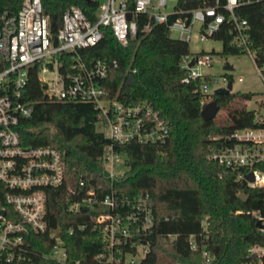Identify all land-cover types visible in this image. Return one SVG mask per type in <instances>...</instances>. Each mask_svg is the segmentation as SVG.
Masks as SVG:
<instances>
[{
	"label": "built area",
	"instance_id": "2783aa9c",
	"mask_svg": "<svg viewBox=\"0 0 264 264\" xmlns=\"http://www.w3.org/2000/svg\"><path fill=\"white\" fill-rule=\"evenodd\" d=\"M260 2L264 0H212L211 4L203 1L190 10L177 7L176 3L172 12H165L162 9L167 0H134L132 10L127 0H104L99 4L96 21L80 7L70 6L63 12L61 26L53 35L41 0H22L16 8L9 0H0V264H35L37 259L58 264H141L151 246L154 218L149 193L124 198L114 191L100 194L102 186L92 185L69 205V210L91 211L90 227L98 234L100 249L89 256L70 258L57 229L50 231L48 241H41V246L49 248L48 253L40 254L31 248L28 237L48 231V191L64 185L65 161L64 154L53 146L22 142L21 123L31 116L36 102L28 93L30 77L36 73L44 100L83 102L95 107L97 130L109 141L100 156L102 172L107 171L108 178L113 179L124 173H116V167L125 166V157L116 146L163 144L170 136L171 125L147 101L131 103L110 95L105 81L116 60L106 57L86 60L78 50L100 41L101 26L110 27L117 42L126 46L137 32L135 15L147 13L155 22L165 23L169 33L177 31V39L188 42L196 21L201 23L200 40L210 38L221 24H229L236 46L254 60L256 51L249 39L248 23L237 17L235 9ZM127 13H131V20H127ZM175 13L190 16L168 22L169 15ZM148 29L146 24L144 30ZM212 63V56L206 52L184 55L181 67L187 74L181 82L203 78L200 69ZM48 72L54 76L45 77ZM258 75L264 83V72L259 67ZM200 91L210 95L215 90L204 82ZM254 122L255 126L229 129L211 137L213 141L221 140V144L209 147V157L233 171L239 187L264 189V109L255 113ZM248 174L252 180L247 179ZM250 214L260 222L258 229L264 234L263 206ZM86 226L83 223L71 226L68 233L84 230ZM189 246L197 250L193 235ZM127 255L131 256L128 261ZM202 257L205 264L213 260L212 252L206 249L202 250ZM239 264H264V240L250 244Z\"/></svg>",
	"mask_w": 264,
	"mask_h": 264
},
{
	"label": "trees",
	"instance_id": "16d2710c",
	"mask_svg": "<svg viewBox=\"0 0 264 264\" xmlns=\"http://www.w3.org/2000/svg\"><path fill=\"white\" fill-rule=\"evenodd\" d=\"M9 1L16 8L22 0ZM203 1L212 3V0H178L177 7L190 10ZM41 2L53 35L61 26L63 12L70 6L80 7L96 21L100 4V0ZM127 3L132 10L134 0ZM235 14L239 19H246L249 39L256 51L254 62L264 72V2L242 5L235 9ZM179 16L189 18L190 15L171 14L168 22ZM135 20L136 35L126 46L117 42L110 27L101 26L100 41L95 46L79 49L78 53L86 60L96 57L116 60L105 81L110 95L125 102H149L170 122V136L159 145L116 146L125 157L126 170L113 179L105 177L100 156L109 141L97 130L98 111L90 103L42 99L36 73L33 74L28 93L36 102L31 116L21 123L22 142L59 149L64 154L65 183L48 191V231L33 234L27 241L33 250L48 253L49 248L41 246V241H48L50 231L57 229L70 258L97 252L101 245L98 234L91 231V211L88 208L70 211L69 205L78 201L90 186L101 185L100 194L114 191L121 197L133 198L149 193L154 225L151 246L141 264H205L203 249L213 254L210 264H239L245 259L250 244L264 240V234L250 214L262 208L264 189L239 187L233 171L210 159L209 147L221 144V140L213 141L211 137L226 130L255 126L256 111L242 102L250 100L253 94L204 95L200 86L206 78L181 82L187 74L181 60L190 54L189 42L170 37L167 25L155 22L147 13L136 14ZM146 24H149L147 31ZM210 38L222 42L221 54L225 56L241 53L229 24H221ZM207 96L212 97L218 109L227 110L224 122L217 124L215 119L202 118L201 103ZM241 192L246 194L245 201L238 198ZM81 223L87 225L84 230L68 233L69 227ZM190 235L197 250L190 249ZM35 264L58 263L37 259Z\"/></svg>",
	"mask_w": 264,
	"mask_h": 264
},
{
	"label": "rangeland",
	"instance_id": "374dc122",
	"mask_svg": "<svg viewBox=\"0 0 264 264\" xmlns=\"http://www.w3.org/2000/svg\"><path fill=\"white\" fill-rule=\"evenodd\" d=\"M104 0H100L102 3ZM120 0H116L118 2ZM177 0H167V5L164 10L165 12H172ZM200 27L201 23L196 21L192 27L191 38L189 41V50L191 54L206 52L212 56L213 63L210 66L202 67L201 73L206 78V82L209 85L210 90H215L219 87H225L229 80L232 81L231 92H251L253 94L250 100L242 101L246 104L248 109H253L256 112H263L264 109V83L258 75V67L255 64L253 58L246 54L228 55L221 54L222 42L212 38H206L200 40ZM170 37L176 38L177 31H171ZM228 63L232 65V69H224V65ZM54 75L50 72L45 74V77L52 78ZM231 77V79L229 78ZM242 77L243 80L239 81L238 78ZM208 103L212 101L211 96L205 98ZM242 104V103H240ZM227 116L226 109H218L215 116L217 124L224 122ZM126 167L123 164H119L116 167V173H123ZM141 251V248H139ZM141 256V255H140ZM131 256L127 255L126 260L128 261ZM136 264H139L136 262Z\"/></svg>",
	"mask_w": 264,
	"mask_h": 264
},
{
	"label": "water",
	"instance_id": "95a60500",
	"mask_svg": "<svg viewBox=\"0 0 264 264\" xmlns=\"http://www.w3.org/2000/svg\"><path fill=\"white\" fill-rule=\"evenodd\" d=\"M127 20H131V13H127ZM190 64H192V63H190ZM224 69L230 70V69H232V65L226 63L224 65ZM231 89H232V82L228 81V83L225 87H219V88L215 89L214 93L215 94H227V93L231 92ZM217 112H218V106L216 105V103L214 101H210L208 103H205V105L201 109L200 114L204 120H211V119L215 118ZM108 175H109V173L107 171H105L104 176L108 177ZM246 177L248 180H252V177L250 174H248ZM238 198L242 201H245V198H246L245 192L239 193ZM263 209H264V205H263ZM256 226L257 227L261 226L259 221L256 222Z\"/></svg>",
	"mask_w": 264,
	"mask_h": 264
},
{
	"label": "clouds",
	"instance_id": "9594fccd",
	"mask_svg": "<svg viewBox=\"0 0 264 264\" xmlns=\"http://www.w3.org/2000/svg\"><path fill=\"white\" fill-rule=\"evenodd\" d=\"M233 2H234V0H233Z\"/></svg>",
	"mask_w": 264,
	"mask_h": 264
}]
</instances>
